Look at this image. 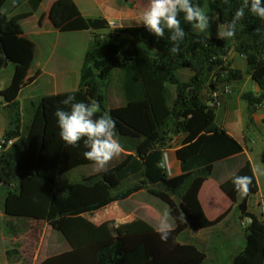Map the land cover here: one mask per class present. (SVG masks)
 <instances>
[{"label": "trees", "instance_id": "16d2710c", "mask_svg": "<svg viewBox=\"0 0 264 264\" xmlns=\"http://www.w3.org/2000/svg\"><path fill=\"white\" fill-rule=\"evenodd\" d=\"M41 2L0 0V69L8 62L13 65L9 83L0 90L7 116L3 138L13 139L0 150L1 210L6 216L46 222L67 245L66 250L46 256L39 251L36 264H202L205 251L179 237L190 228L214 226L226 215L228 209L207 218L198 199L213 165L222 160L232 161L235 170L219 182L220 190L231 204L237 203L241 217H251L245 227V244L230 264H264V221L247 211L249 197L258 191L251 162L241 143L216 124L214 110L200 97L205 83H216L211 80L214 67L223 63V56L232 48L245 56V71L232 67L217 82L241 79L246 74L257 91H242L240 98L250 110L264 102V19L245 9L244 18L236 22L235 37L223 38L194 32L193 24L180 13L178 19L186 35L179 52L173 53L168 29L163 38H157L143 25L111 27L102 15H83L74 0H54L48 19L57 31L103 32L93 36L84 53L75 90L28 98L21 104L18 93L32 67L33 48L24 38L20 21L33 15ZM191 2L205 8L208 17L216 15L224 30L242 0H228L227 4L224 0ZM180 68L191 72L187 81L178 77ZM115 69L121 74L125 103L107 108L104 88ZM156 84L164 105L159 120L155 119L152 91L148 90L149 85ZM67 95L85 103L95 102L96 116L109 114L115 120V138L123 151L106 171L58 187V176L93 163L83 156V141L72 147L60 139L54 112L65 107L60 101ZM180 133L184 136L175 153L181 171L168 176L162 166V152L172 147V136ZM259 158L264 169V149ZM236 175L253 178L250 192L239 201L232 183ZM140 190L167 205L172 219L167 242L160 240L158 228L138 217L116 224L112 220L96 224L85 217Z\"/></svg>", "mask_w": 264, "mask_h": 264}, {"label": "rangeland", "instance_id": "374dc122", "mask_svg": "<svg viewBox=\"0 0 264 264\" xmlns=\"http://www.w3.org/2000/svg\"><path fill=\"white\" fill-rule=\"evenodd\" d=\"M84 1L85 6L88 8L87 10H89L90 16H95L99 14L97 7L93 5L90 0H88L89 3L87 2V0ZM49 3L50 0H43L40 5V9L36 14V17L33 19L24 20L21 23L24 32V38L26 39L28 44L32 46L34 56V59L32 61L33 65L31 69L24 75L22 79V87L19 94L21 104L25 99L46 95L48 94V91L50 92L52 87H55L54 85L51 86V81L50 79H48L47 76L38 77L41 72V69L37 66L38 59L42 60L43 56H45L46 58L47 56H49L50 52L54 51L53 46L55 49V55L62 56V59H68L66 62L68 63L69 69L71 71L65 79H62L60 76H58L57 88L61 90L60 92L75 90L78 84L79 68L81 66L84 53L87 48L91 46L93 36L100 32H103V30H92L91 32L78 31L57 32L56 34L50 33L49 31L52 28L48 21L47 11V9L49 8ZM202 10L205 11V8H202ZM209 18L210 27L206 31L201 32L194 26V24L193 31L207 36L216 37L220 35L221 31L216 26V24L218 23L214 18ZM37 20L38 23L36 24ZM143 57L144 56L142 54L139 56L140 61H142ZM62 59H60L61 61L58 62L51 61L50 64H47V69H49L52 65H54V67L59 66L64 62L62 61ZM51 60H53V58ZM235 60L237 63H240L238 57H236ZM242 63H244V61H242ZM181 69L177 71V75L182 81H187L189 79L188 72L185 68H183V70ZM12 71L13 65L10 62H8L5 66L0 69V90L9 83ZM244 80L238 83L241 85L242 82L244 83ZM29 83L32 84L29 87L24 88V86L28 85ZM156 85L157 86L149 85L148 90L152 91V110L155 119L159 120L158 116H162V114L164 113V105L162 102V93H160L158 89V84ZM205 86H208L207 83L204 84V87ZM169 87L173 89L172 85H169ZM250 87L251 82L249 80H247L246 84L243 87L239 85L235 86L234 83L231 84L233 93H231L230 95H232L233 98H237V101L233 104V107L231 106V108L228 109L229 112L227 114L226 120L230 122L232 128H234L236 132L240 131L241 129L245 130L247 137L249 138L248 152L251 159V163L255 170L257 169V167H260L262 172H264L262 163L259 158L261 150L264 149V107L258 108V112L252 118L248 113L252 110L248 109L247 111V103L237 96V91H240V89H242V91H245L250 89ZM104 92L106 95L107 108L120 106L125 103L121 90V74L118 69H115L111 72L110 80L106 84ZM200 97H203V90L200 91ZM219 109L220 107L217 108L214 112L217 113ZM3 116L6 119L4 104L2 101H0V139L3 137V132L6 128L5 124L3 123ZM165 157L166 155L163 156V160L169 170L167 159H165ZM114 160L115 157L108 163L107 167ZM98 172L99 171L96 170L95 164L89 166H79L69 172L60 175L57 179V183H55L58 187L66 186L73 181L80 180L84 176H87L89 174H95ZM257 179L260 189L259 194L257 196H260V199L264 205V174H257ZM2 193L3 188L0 187V204L3 197ZM205 194L206 188L202 193V197L204 196L203 198H205ZM147 197L153 200L154 202L159 203V207L156 206L155 208L148 209L149 215H152V226L158 228L160 220L163 218L165 213H168V207L164 202L151 195ZM134 199L136 198L128 200L126 204H132L134 202ZM203 202L205 203L206 209H208V204L204 201V199ZM123 205L124 203L122 201H114L98 210L86 213L85 217L91 220L92 222H101L105 220L106 217H108L107 219L112 220L115 224L132 220L135 216V213L133 211H126L124 208L121 209V206ZM249 208L250 211H252L255 215L264 217V206L263 208H261V206L250 205ZM260 211H262V214ZM243 218H246L245 215ZM167 219L168 223L171 224L172 219L169 216V213ZM247 225V223L245 224V226L240 224L238 211L236 208H234L230 212L226 221L208 230V233L212 235L210 238H208L210 236L209 234H207V236L196 235V237L193 238L192 233L186 231L185 233L180 235L179 240L188 242L191 241L192 243H195L199 248L205 249L207 256L202 264H227L228 258L234 256L237 252L241 250V248H243L245 244V227ZM46 237L47 233L45 234V238ZM217 244H219L220 246H225L226 249L224 251L216 252V248L219 247Z\"/></svg>", "mask_w": 264, "mask_h": 264}, {"label": "crops", "instance_id": "0c3cea01", "mask_svg": "<svg viewBox=\"0 0 264 264\" xmlns=\"http://www.w3.org/2000/svg\"><path fill=\"white\" fill-rule=\"evenodd\" d=\"M53 1L54 0H50L49 7ZM90 1L93 5L97 7L99 11L98 15L104 16L109 22H115L117 26L143 25V23L140 21L141 13L143 12V10L147 7L149 3V0H90ZM74 2L76 3V5L78 6L79 10L81 11L83 15L90 16L89 10H87L88 8L85 6L84 0H74ZM87 2L89 3L88 0ZM40 5H39L38 10L40 9ZM38 10L30 17L21 20L20 25L22 21L24 20L35 18ZM209 17L214 18L216 22L218 23L216 15L209 16ZM48 21L52 28L49 32L53 34H56L57 32H59L54 28V26L52 25L49 19ZM37 23H38V20L36 21V24ZM216 26L217 28L220 29L222 33L223 25L218 23L216 24ZM84 31L91 32L92 30H84ZM75 32H78V31H75ZM220 35H218L217 37H219ZM53 50L55 51L54 46H53ZM54 51L50 52L49 56H47L46 58L45 56H43L42 60L38 59V65H37L41 69V72L38 75V77L47 76L48 79H50L51 81V86L53 85L55 86L54 88L52 87L50 92L49 91L47 92L48 94L59 93L61 90L57 88L58 76H60L62 79H65L67 75L70 74L71 72L69 69L68 63L66 62L68 59L66 58L62 59V56L55 55ZM236 57L239 58L240 63L236 62L235 60ZM52 58L53 60H51ZM225 58H226V61H228L230 67L238 68L242 70L243 72L245 71L244 58L240 57L239 54L236 51H234L232 48L228 50V52L225 55ZM33 59H34V56H33ZM60 59L64 61L62 64H60L59 66H55V67L54 65H52L50 66L49 69H47V64H50L51 61L52 62L61 61ZM242 61H244V63H242ZM181 70H183V68ZM187 72H188V77H190L191 72L189 70H187ZM243 80H244V83L242 82V84L240 85L238 82H241ZM247 80L251 82L250 89H252L253 91H257V86L255 85V83L249 78L248 75H245V74L243 75L241 79L230 80L229 82H230V86L232 83H234L235 86L239 85L243 87L246 84ZM32 83H29L28 85L24 86V88L29 87ZM207 89H208V86L207 87L205 86L201 89L203 90L202 100L206 96ZM20 91L18 93V99H19ZM241 91L242 89H240V91H237V96L239 98H240ZM236 101H237V98H233L232 95L230 94L226 95L223 98L222 105L219 111L217 113L214 112V115H215L214 120L217 125L222 127L231 136H233L237 141L241 143L244 152L246 153L247 157L249 158L251 162L249 152H248L249 138L247 137L245 130L241 129L240 131L236 132V130L232 128L230 122L226 120L227 114L229 112L228 109H230L231 106L233 107V104L236 103ZM214 111H216V109ZM247 111H248V106H247ZM257 112H258V108H255L252 111H249L248 113L253 118V116ZM3 123L5 124V126H7V116H6V119L3 116ZM183 136H184V133L173 135L172 140H171L172 147L166 148L162 152V166L165 168V171L168 176L177 175L181 171L180 164L176 157L175 151L180 146L181 139L183 138ZM164 155H166L167 157V163H168L169 170L167 168L166 163L163 160ZM92 164L80 165V166H89ZM252 168H253L255 178L257 181L258 191L255 194L251 195L248 199L247 211L250 213H253V212L250 211L249 206L250 205L257 206L256 198L260 190L258 179H257V174H256V171L253 165H252ZM234 170H235V165H233L232 161L230 160H222V161L216 162L213 165L212 174H210V176L203 182L199 190L198 199L200 201L204 214L207 216V218L213 219L216 216H218L220 213H222L223 211L229 209L226 216L222 218L214 226L222 224V222L226 221L230 212L234 208H236L237 203L231 204L228 197L219 188V182L225 180ZM58 177L55 180L56 183H57ZM205 188H206V194H205V198H203L204 196L202 197V193L205 190ZM147 196H149V194L146 193L145 190H140V191H137L131 194L129 197L123 200H117V201H122L124 203V205L121 206V209L124 208L126 211H133L135 213L134 217L141 218L151 224L152 215H149L148 209L155 208L156 206L159 207V203L154 202ZM240 197L241 195L239 193L238 201L240 200ZM133 198H136V199H134V202L132 204H126L128 200H131ZM203 199L208 204V209H206ZM238 216L240 219L243 217V216L242 217L240 216L239 211H238ZM107 218L108 217H106L105 220H108ZM94 223L97 224L100 222H94ZM170 225L172 226V223ZM214 226L204 228V229H197V230L190 228V229H187L186 231H189L190 233H192L193 238L196 237V235L207 236V234L210 235V233H208L209 232L208 230H210L211 228H214ZM46 233H47V237L45 238ZM211 236L212 235H210L208 238H210ZM217 245L219 247L216 248L215 250L216 252L224 251L226 249V247L223 245L222 246H220L219 244ZM66 249H67V245L65 244L60 234L52 230L50 226L46 224V222L42 220H36V219L15 218V217L6 216L5 214H3L0 208V264H36L39 251H41L43 256H46L47 254L61 252ZM203 250L205 251V249ZM234 256L228 258L227 264H230L232 262V259L234 258Z\"/></svg>", "mask_w": 264, "mask_h": 264}, {"label": "clouds", "instance_id": "9594fccd", "mask_svg": "<svg viewBox=\"0 0 264 264\" xmlns=\"http://www.w3.org/2000/svg\"><path fill=\"white\" fill-rule=\"evenodd\" d=\"M224 3L227 4L228 0H224ZM245 9L252 15L264 19V6L261 5V0H250V3L249 0H242L232 19L224 25L221 33L223 38L235 37L236 22L244 18ZM180 13L184 14L186 22L194 24L201 32L210 27V18L191 0H149L141 13L140 21L157 38H163L165 29H168L171 33L168 37L172 43L171 52L178 53L179 45L186 35L178 19ZM60 103L65 107H58L54 112L60 139L72 147L79 146L83 141V147L86 149L83 152L84 158L93 162L97 171H106L108 163L123 151L122 145L115 138V120L107 113L96 116L97 104L77 100L75 95H67ZM255 171L256 174H264L260 167ZM252 179L246 175L233 177L235 190L242 197L250 192ZM167 218L168 213H165L158 225V234L162 242H167L172 231Z\"/></svg>", "mask_w": 264, "mask_h": 264}, {"label": "built area", "instance_id": "2783aa9c", "mask_svg": "<svg viewBox=\"0 0 264 264\" xmlns=\"http://www.w3.org/2000/svg\"><path fill=\"white\" fill-rule=\"evenodd\" d=\"M109 24H110L111 27L117 26L115 22H109ZM228 50H227V52H228ZM239 56L243 57V58L245 57L243 54H239ZM215 58L216 57H214V56L212 57V59H214V60H215ZM230 68H232V67H230L226 63L225 56H223V63L217 64L214 67L211 80L212 81H216V83L213 86L212 85H208L206 96L203 99L205 105L208 108L215 110V109L221 107L223 98L226 95L231 94L232 89H231V86H230V82L228 80H219L217 82V78L223 77L228 72V70ZM0 101H2L1 96H0ZM261 107H264V102H261V103H259L257 105V108H261ZM12 142H13V139H5V138L2 137L0 139V150L5 149ZM256 202H257L256 203L257 206H261V208H263L264 205H263V202L260 199V196L259 197L257 196ZM260 212L262 214V211H260ZM243 217L240 219V224L241 225L245 226L246 223L249 224L251 222V217L250 216L245 215L246 218H243ZM258 217L261 219V221H264V217L263 216H261V217L258 216Z\"/></svg>", "mask_w": 264, "mask_h": 264}, {"label": "water", "instance_id": "95a60500", "mask_svg": "<svg viewBox=\"0 0 264 264\" xmlns=\"http://www.w3.org/2000/svg\"><path fill=\"white\" fill-rule=\"evenodd\" d=\"M7 63V61H6V59H4V64H6ZM175 117H177V115H175Z\"/></svg>", "mask_w": 264, "mask_h": 264}]
</instances>
